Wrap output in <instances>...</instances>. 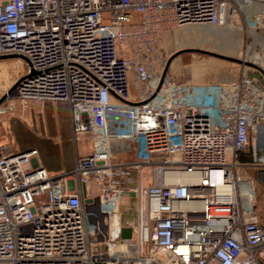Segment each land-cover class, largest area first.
Masks as SVG:
<instances>
[{"label": "built area", "instance_id": "built-area-1", "mask_svg": "<svg viewBox=\"0 0 264 264\" xmlns=\"http://www.w3.org/2000/svg\"><path fill=\"white\" fill-rule=\"evenodd\" d=\"M197 25L264 28V0H0V56L31 64L16 96L67 104L75 139L91 142L52 176L38 149L0 141V264H264L256 184L239 161L264 127V54L238 59L239 77L161 83L149 56L166 31ZM132 165L137 184L114 182ZM124 197L138 203L130 238Z\"/></svg>", "mask_w": 264, "mask_h": 264}, {"label": "rangeland", "instance_id": "rangeland-1", "mask_svg": "<svg viewBox=\"0 0 264 264\" xmlns=\"http://www.w3.org/2000/svg\"><path fill=\"white\" fill-rule=\"evenodd\" d=\"M119 49L122 50L120 47ZM191 49H201L235 59L252 61L264 54V28L247 31L239 27L197 25L166 31L160 39L157 52L149 56L154 66V73H164L168 66L166 74L169 77L191 84H202L221 82L229 78L230 75L239 77L244 69V67L229 60L195 51H186ZM26 70V62L20 58L0 60V100L6 96L0 104L4 116L3 123L6 119L18 117L34 104L32 102L25 104L16 96V90L8 94V91ZM0 135L2 137V125ZM145 158L147 161L155 162L164 160L167 156L149 154ZM153 168L154 165L147 167L143 173L146 186L153 182ZM135 169L136 166L134 165L122 169L118 168L117 171L119 172L116 173L114 182L123 186L130 173H134ZM128 199L130 198L125 197V200L122 199L124 202L121 201L120 203L122 212L132 207L134 210V206L136 208L138 204L137 200ZM146 204L144 202L145 206ZM165 259L173 264L176 263L169 255H166Z\"/></svg>", "mask_w": 264, "mask_h": 264}, {"label": "crops", "instance_id": "crops-1", "mask_svg": "<svg viewBox=\"0 0 264 264\" xmlns=\"http://www.w3.org/2000/svg\"><path fill=\"white\" fill-rule=\"evenodd\" d=\"M132 94H137L134 87ZM0 141L14 152L38 149V162L34 161V165L39 164L52 176L72 172L75 169L77 156L87 155L91 149V142L87 136L83 135L75 139L70 107L62 103H34L18 117L6 119L2 123ZM131 155L123 154L122 158L129 160ZM258 156L263 158L261 162L256 161ZM239 161L245 165L246 176L255 181L258 196L255 210L259 222L264 224V163H262L264 162V127L259 137L254 138L253 144L240 155ZM137 183L138 178L132 173L123 183V187L129 188ZM88 192L94 198L99 197L97 181H92L88 185ZM128 198L131 200V197ZM122 199L125 200V197ZM120 203L116 211L121 225L130 228L135 221L132 214L133 207L122 212Z\"/></svg>", "mask_w": 264, "mask_h": 264}, {"label": "water", "instance_id": "water-1", "mask_svg": "<svg viewBox=\"0 0 264 264\" xmlns=\"http://www.w3.org/2000/svg\"><path fill=\"white\" fill-rule=\"evenodd\" d=\"M186 51H195V52H198V53H204V54H208V55H211V56L219 57V58H222V59H225V60H229V61H232V62H238V63L241 62L238 59H235V58H232V57H228V56H224V55H220V54H216V53L209 52V51H206V50L191 49V50H186ZM186 51H182V52H186ZM12 58H20V59L24 60L27 64H29L31 66L29 60L27 58L21 56V55H6V56H0V60H3V59H12ZM246 65L249 66V67H254V65L253 64H250V63H246ZM167 70H168V66L166 67V69H165V71H164V73L162 75L161 83L163 82V80H164V78L166 76ZM21 80H19V81L16 82V84L8 91V94L12 93L15 90V88L18 86V84L21 82ZM5 98H6V96H4L0 100V104L3 102V100ZM131 235H132V229L131 228H122V237L123 238H130Z\"/></svg>", "mask_w": 264, "mask_h": 264}, {"label": "bare ground", "instance_id": "bare-ground-1", "mask_svg": "<svg viewBox=\"0 0 264 264\" xmlns=\"http://www.w3.org/2000/svg\"><path fill=\"white\" fill-rule=\"evenodd\" d=\"M190 180L191 179V177H189V176H181V175H179V176H175L174 178H172V180H173V182H181V181H185V180ZM116 221H118L117 219H115V222Z\"/></svg>", "mask_w": 264, "mask_h": 264}]
</instances>
